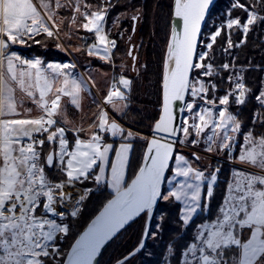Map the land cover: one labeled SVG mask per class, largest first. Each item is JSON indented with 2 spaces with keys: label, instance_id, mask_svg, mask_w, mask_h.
Returning a JSON list of instances; mask_svg holds the SVG:
<instances>
[{
  "label": "snow or ice",
  "instance_id": "1",
  "mask_svg": "<svg viewBox=\"0 0 264 264\" xmlns=\"http://www.w3.org/2000/svg\"><path fill=\"white\" fill-rule=\"evenodd\" d=\"M212 3L213 0H174L173 16L182 21V30L173 28L167 44L162 111L153 128L154 133H162L165 138L154 136L148 140L143 162L128 183L126 169L132 142L140 134L131 130L125 132L122 125L110 121L104 105H111L114 111L122 113L128 106L126 93H130L132 81L124 75L112 78L103 104L98 105V123L94 121L90 125L95 130L87 140L77 135L71 145L66 137L69 129L55 126L57 122L53 117L60 108L62 96L70 98V103L79 107L80 93L87 90L88 82L75 74L74 64H45L40 58L22 59L10 51L11 45L26 44L41 32L53 37L52 28L56 25H48L33 0H0V264H48V261L52 264H94L106 242L135 217L141 214L151 217L154 206L161 200L167 202L174 198L182 204L179 219L185 226L195 214L208 208L209 204L202 202V187H207L203 199L210 200L219 169L194 168L189 159L175 150L189 143L193 146L203 143L208 152L229 150L231 155L242 125L229 110L230 98L234 97L238 106L245 103L250 92L244 82L246 69L238 67L235 58L233 63L225 62L219 66L208 61L224 29L229 33L238 29L244 37L234 44L229 34L227 47L223 50L230 53L233 47L245 42L255 26L264 24V14H260L264 12V0H253L255 10L234 4L233 7L247 12L246 20L242 23L239 18L228 19L223 28L210 34L205 50L198 51L201 24ZM39 7L49 9L50 5L40 0ZM56 7L64 5L56 0ZM110 8L108 0H102V6L97 10L82 14L83 29L95 35V43L88 46L87 54L97 56L105 63L112 60L113 50L117 47V41L109 38L105 27ZM74 11L80 12V8L77 6ZM51 19L52 15H47V20ZM139 19V13L131 17L133 33ZM72 20L75 22V16ZM128 39L130 41L131 36ZM134 47H129L128 55L133 60L132 70L138 71L137 58L132 55ZM193 72L197 73L194 77ZM222 72L228 73L226 81L231 87L223 96L217 97L218 85L213 78L224 79ZM58 80L61 84L55 88V98L49 103L46 97ZM8 81L15 82L25 91L43 115L4 118L20 115ZM255 99L264 107V91H260ZM174 102H178L175 111ZM257 123L264 126V113L256 114L253 124ZM74 131L78 133L83 129ZM105 134L119 138V147L114 149L112 143L106 142ZM46 141L56 148L42 156ZM112 151L115 158L110 160ZM173 157L174 167H171L170 177H166ZM193 157L199 159L196 153ZM239 158L258 171L250 175L238 173L234 177L214 219L196 225L193 241L183 250L180 264H264V133L259 137L251 129L245 133ZM46 169H54L62 178L51 179ZM88 180H94L97 186L106 185L114 195L71 245L66 259L61 261L59 257L65 254L61 252L58 240H63L70 232L66 218L80 214L83 202L92 191L84 189L76 196L65 189L76 188L77 184ZM165 180L172 188L162 192ZM245 231L250 232V238L243 242ZM143 246L142 240L129 255H135ZM168 251H172L171 245ZM128 258L124 257L117 264H126Z\"/></svg>",
  "mask_w": 264,
  "mask_h": 264
},
{
  "label": "rangeland",
  "instance_id": "2",
  "mask_svg": "<svg viewBox=\"0 0 264 264\" xmlns=\"http://www.w3.org/2000/svg\"><path fill=\"white\" fill-rule=\"evenodd\" d=\"M117 1L118 0H113V1L108 0V3L111 4V8L109 10H111L117 5L125 4L127 1H131V0H127L122 3L121 2L118 3ZM164 1L165 0H159L161 5L164 4ZM244 1L245 2L242 3L238 0H224L223 4L217 6L218 8L217 12L211 14L209 12L205 20V23L203 25L202 31L200 33L199 42H198V51L205 50L204 45L206 42H209L208 38L210 34L214 33L217 28H223L228 19L239 18L242 23L246 20L247 12L243 8L233 7L234 4L239 3L244 5L246 8H248V10H255L253 6V0H244ZM101 5H102V1H101ZM171 8H172V0H171ZM161 9L159 7L158 11L152 15L151 24L147 25V31L149 30L151 34L150 39L149 38L146 39L142 36L143 30H145L144 26H146L148 20L146 19L144 20L142 9L139 6H134V7L129 6L126 11L115 13L111 17V19L107 21L108 27L106 30L108 33H111L114 36L115 40L117 41V47L113 50L112 53L113 56H117L118 58V60L114 63L116 65H113V69H114L113 76L119 77L120 75H124L126 78H129L132 81L131 91L130 93H126V95H128V101H127L128 111L125 120H126V124H128L131 128L135 129L136 131H139L140 136L143 137L142 140L144 141V143L141 151V157L143 153L144 144L149 136L153 124V123L150 124V128H148L149 121L152 120V117L155 114L158 116L160 109L163 63L167 50V44L170 38L171 10L169 12L170 14L168 18L165 19L164 15H162L161 13ZM138 13L140 19L137 21L135 26V32L133 33L132 31L133 22L131 20V17L133 15H137ZM260 14H264V13H260ZM117 18H118V22H117ZM229 34L234 44L238 43L241 39L244 38L242 32L238 29L232 30L230 33L229 30L224 29V31H222L221 36L217 38V41L213 46V50L211 53L212 58L208 62L214 64L219 53H222L225 56H231L232 51L235 47H233L230 50V53H225L223 50L224 48L227 47L226 41L229 37ZM129 36H131L130 41L128 39ZM130 45L135 46L132 50V55L133 54L136 55L137 58L136 68L138 69V71L132 70L133 60L132 57L128 55ZM157 72L158 75H160V82H159L160 92L157 91V88L155 87L157 86V82H158L156 79ZM196 75H197L196 72L192 73L193 77ZM145 76L147 78L148 77L151 78H149V80L145 82ZM215 78L216 77H214L213 79L216 82ZM230 87L231 85L228 88H226L224 93L222 94L218 93L219 90L218 89L216 92V96L217 97L223 96L226 93V91L230 89ZM260 89H261L260 91H264V69H263V75L261 76V80H260ZM248 96L249 93L246 95L245 100L248 98ZM187 99H191V97H187ZM209 99H211V92L209 93ZM230 100L231 103L229 105V110L237 117L238 110L236 109L234 111L231 108V105H236L234 102V97L230 98ZM256 103L257 105H259L257 101ZM258 112L261 113L259 109L256 110L252 120L250 121V126H243L242 122L239 121V119L237 118L242 125V130L241 133L237 134V141L236 144L233 145L231 149V155H229V150H225L223 152L219 150L208 152L205 150L206 145H204L203 143H200L196 146H193L189 143L188 145L177 148L175 151L182 153L187 159H189L192 162V166L194 168H199L200 170H206V171H215L216 169H219V172L217 174V181L224 178L223 172L225 171V175H227L226 177L227 187L224 195L225 197L227 195L228 185L234 182V177L238 173L241 175H250L258 171V169H255L251 164L247 162H243L239 158L241 146L243 145V135L247 133L250 129L253 132L260 129L261 126L260 124L258 123L255 125L253 124V119ZM139 122H141L140 124H143L144 127L141 128L135 127L136 124ZM262 133H264L263 129L261 130V133H259V135ZM255 135L259 137V135L257 134ZM192 138L195 139L194 136ZM193 153H196L199 156V159L193 157ZM42 156H45L43 152H42ZM224 167L226 168V170L223 169ZM48 170L49 169H46V171ZM85 189H89V188H85ZM206 190L207 187L205 185L204 194L206 193ZM65 191H67V189H65ZM167 191L168 188L164 189V192ZM90 198H88V200L95 201V203L100 201L98 197L97 198L93 197L91 199ZM68 218L70 217L66 218L67 222L70 224L69 235L63 240H58L60 250L63 254L65 253V251H67L66 250L67 248H65V246L69 245V243L72 242L71 240L74 237L76 229H78V227L81 225L79 224V222H82L81 220L78 223H75L69 221ZM160 220H161L160 214H157L154 217L152 228H157ZM127 233H123L119 235V237L114 241V243L107 250V252H105L102 261L103 264H108L110 257L113 256L112 250L117 249V245L123 239L129 236V233L128 234ZM249 234L250 232L248 231H245L243 233L242 235L243 242L248 238ZM153 236H154V232L149 231V236L147 237L152 238ZM145 245H146V241H145ZM145 245L143 249L145 248ZM143 253L149 254V250L145 249ZM171 254L172 251L169 252L167 249L160 264H169V256ZM64 256L65 255H61L59 259L62 261L64 259ZM182 258L183 256L181 254L180 261L182 260ZM118 259L114 260L112 264H114ZM48 264H52V262L48 261Z\"/></svg>",
  "mask_w": 264,
  "mask_h": 264
},
{
  "label": "trees",
  "instance_id": "3",
  "mask_svg": "<svg viewBox=\"0 0 264 264\" xmlns=\"http://www.w3.org/2000/svg\"><path fill=\"white\" fill-rule=\"evenodd\" d=\"M94 1V0H92ZM99 1V0H98ZM113 1V0H112ZM127 0H118L117 2H125ZM242 3H244V0H238ZM224 0H216L214 5L212 6L210 10L211 13L217 12L220 4H223ZM129 6H139L142 9V14L144 16V20H148V23H146V26H144L142 36L144 38H151V34L149 30L147 31V25L151 24L152 15L155 14L159 7L161 9L162 15H164L165 19L168 18L169 12L171 10V0H165L164 4L161 5L159 0H131L127 1L125 4H120L112 8L108 11L107 15V21L111 19V17L118 12H124L128 9ZM264 13V12H261ZM264 24H260L258 26H255L253 30L249 32L247 35L245 42L241 44L239 47H235L232 51L231 56H225L222 53L218 54V57L214 63L217 66L222 65L224 62L234 63L238 67H243L246 69L244 72V82L246 84V87L250 89L249 96L245 100V103L242 105H231L232 110H238L237 112V118L239 121L242 122L243 126H250V121L252 120L256 110H260L261 113H264V107H261L257 105L254 97L258 94L260 89V80L261 76L263 75V69H264ZM192 75V73H191ZM228 76L227 72H222V77L224 79H221V77H216V83L218 85V93L222 94L224 93L225 89L230 86V84L227 83L226 78ZM151 77L145 76V82L149 80ZM157 79V91H159V82H160V75H156ZM160 92V91H159ZM158 92V93H159ZM128 111V110H127ZM126 111V116H127ZM124 117V121L126 122ZM157 115L155 114L152 117V120L149 121L150 124L153 123V121L156 119ZM141 122L137 123L135 127L141 128L144 127L143 124H140ZM264 130L263 126H260V129L257 131H254L255 134L259 135L261 133V130ZM143 142H139L136 144V147L134 148V151L132 153L130 163H129V170H128V180L133 176L135 171L137 170L140 161H141V151L143 147ZM46 150V149H45ZM140 158V159H139ZM226 170V168H223ZM51 171H54L51 173ZM224 173V178L220 179L216 182V185L214 186V194L210 198V200L205 201L203 199L204 197V190L202 194V202H207L209 204L208 208L202 209L197 214H195L194 219L190 222L188 226H185L182 224V222L179 219L180 216V205L177 201L174 199H169L167 202L165 201H159L152 220L150 224V232H154V236L151 238L147 237L146 239V245L145 248L138 251L135 255L131 256L127 259L126 264H160L162 262L163 256L166 252V250L169 248V246H172V254L169 256V264H180V257L185 249L186 245L193 241L194 232L196 225L204 222V221H212L214 217L216 216V211L219 207V205L222 203V198L225 195L226 187H227V180ZM48 174L51 178L54 179H60L62 178L61 175L56 172L54 169H49ZM84 188L92 189L90 195L88 198H97L100 200L99 202L90 201L88 198L83 202V205L81 207L80 214L75 218H68L69 221L78 223L82 220V222H79L81 224L78 229H76L74 237L71 241L75 238L77 233L83 228V226L90 220V218L97 212V210L102 206V204L111 196L108 191L105 189L103 185L97 186L94 182V180H88L85 181L82 184H78ZM164 192V189H163ZM90 198V199H91ZM160 214L163 215V219L160 220L157 228L153 227V220L154 217ZM145 219L146 214H141L139 217L134 219L131 223H129L124 229L121 230V232L106 246V248L103 250L98 264H103V256L105 252L111 247V245L114 243V241L119 237V235L123 233H129V236L123 239L118 245L117 249L112 250L113 256L110 257V260L108 264H112L114 260L118 259L119 257L127 254L132 249L136 247V245L140 242L142 233L145 226ZM72 228V227H71ZM127 233V234H128ZM125 234V235H127ZM149 236V233H148ZM71 242L69 243V245ZM69 245L65 246V248L68 249ZM66 249V250H67ZM145 249L149 250V254H144L143 252ZM144 250V251H143ZM66 253V251H65ZM64 253V254H65ZM115 257V258H114Z\"/></svg>",
  "mask_w": 264,
  "mask_h": 264
},
{
  "label": "crops",
  "instance_id": "4",
  "mask_svg": "<svg viewBox=\"0 0 264 264\" xmlns=\"http://www.w3.org/2000/svg\"><path fill=\"white\" fill-rule=\"evenodd\" d=\"M44 2L50 5L49 9L40 8V0H33V3L37 5L38 10L42 15H44L48 25L50 27L53 24L56 25L55 28H52V31L55 33L54 36L49 38L45 33L41 32V34L35 36L33 40H28L26 44L11 45L9 50L19 54L21 58H40L45 64L49 62L74 64L76 66L74 70L75 74L78 76H83L84 80L88 82L87 90L80 93L79 107L72 105L70 103V98L62 96L60 108L58 109L57 114L53 117V119L57 122L55 126L69 129V131L66 132V137L70 141V144L74 145L77 135L79 138L87 140L90 137L91 132L95 130L90 128V125H92L94 121L98 123L97 115L100 110L98 105L103 104L102 100H104V97L107 94L111 83V78L114 75L113 65H116L114 63L118 60V58L117 56L112 55V60L109 63H105L97 56H89L87 54L88 46L95 43V35L83 29L82 24L85 21L82 14L84 12L90 13L91 11H95L101 7L102 5L100 0H80L79 4H77V0H59V2L64 5L62 8L56 7V0H44ZM85 5H88V7L86 8ZM77 6L80 8V12L74 11ZM49 14L52 15L51 20H47V15ZM73 16H75V22L72 20ZM105 27L106 29L108 27L107 18ZM35 41H39V43H36ZM8 84L13 89V97L17 105V112L20 113V115L4 118H37L43 115L42 110L37 106V104L34 103L33 100L27 96L26 92L21 90V88L18 87L15 82L8 81ZM60 84V80L56 81L52 91L46 97L49 103L55 98V88L59 87ZM36 98L38 99V93H36ZM127 108L121 113L114 111L111 105H104V109L109 114L110 121L115 120L117 123L122 125L125 129V132L131 130L133 133L140 134L139 131L131 128L124 121ZM74 129H83V131L77 133L74 131ZM44 138L46 140V137ZM105 140L108 143H112L114 149L118 148L119 144L121 143L119 138H112L107 134H105ZM139 142H143L141 136H137L132 142L133 149L130 153V159L136 144ZM55 148L56 145L49 144L46 141L43 145L42 152L46 156ZM114 158L115 152L112 151L110 152V160ZM171 166L174 167V157ZM108 167H110V165L106 166V171ZM128 170L129 165L126 169L127 181ZM53 172L54 171H51V173ZM170 175L171 167L168 171L167 177H170ZM51 179L57 180L54 178ZM103 186L110 195L113 193V191L106 185ZM166 188H168V190L172 188V185L167 183V180L165 182L164 189ZM66 189L67 192H71L78 196L85 188L77 184L76 188ZM203 190L204 187H202V194ZM178 203L180 205L181 212L182 204L180 202ZM248 238H250V234ZM246 240L244 242H246Z\"/></svg>",
  "mask_w": 264,
  "mask_h": 264
},
{
  "label": "water",
  "instance_id": "5",
  "mask_svg": "<svg viewBox=\"0 0 264 264\" xmlns=\"http://www.w3.org/2000/svg\"><path fill=\"white\" fill-rule=\"evenodd\" d=\"M215 2H216V0H213V3L210 5V8H209L208 12L206 13V18H207L208 14H209V12H210V10H211V8H212V6L214 5ZM173 4H174V0H172V8H171L170 38H171V35H172L173 28H175L177 31H181V30H182V21L177 20V19L174 18V16H173ZM204 23H205V21L202 22V24H201V31H202V28H203ZM199 37H200V35L198 36V42H199ZM170 38H169V39H170ZM130 46H132V45H130ZM133 56L136 57L135 54H133ZM186 98H187V97H186ZM175 103H178V102H174V111H175ZM161 111H162V88H161V103H160V109H159L158 116H157V118L154 120V122H153V124H152V127H151V130H150V133H149V136H148V138H147V140H146V142H145V144H144V148H143V153H142V157H141L140 164H139L137 170L135 171V173L133 174V176L127 181L128 183H130L131 180L134 179L136 172L138 171L140 165H141L142 162H143V155H144V153H145L146 150H147V142H148V140H150V139L153 138L154 136H156L157 138H160V139L165 138V137H164V134H162V133L157 134V133H154V132H153L154 125H155L156 121L159 119V116H160V114H161ZM168 139H171V138H168ZM171 163H172V161H170V166H171ZM167 176H168V172L166 173V177H167ZM165 182H166V180H165ZM165 182H163V183H162V186H161L162 192H163V189H164V186H165ZM113 195H114V193L111 194V196H110V197H109V198H108V199L102 204V206L97 210V212H96V213L90 218V220H89V221L83 226V228L77 233V235L75 236V238L73 239V241H72L71 244L69 245V247H68L66 253H67L68 251H70V249H71V245L75 242V240L79 237V235H80V234H81V233L87 228L88 224L91 223V221L95 218V216L99 214V212L103 209V206L107 203L108 200H110V199L113 197ZM157 204H158V203H157ZM156 206H157V205L154 206L153 214H154V211H155ZM138 217H139V216H138ZM152 217H153V215H152L151 217H149V216L146 214L145 226H144V230H143L142 237H141V240H140L139 244H138L134 249H132L130 252H128L126 255H124V256H122L121 258H119L114 264H117V262H118L119 260H122L124 257H129V258H130L131 256H133V255L130 256L129 254L132 253V252H134V251L140 246V243H141L142 240H143L144 245H145V241H146L147 236H148V234L145 235V232L147 231V233H149V227H150V224H151ZM136 218H137V217H135L134 219H136ZM134 219H133V220H134ZM133 220H132V221H133ZM132 221H130L129 223H131ZM129 223H128V224H129ZM128 224H127V225H128ZM127 225H126V226H127ZM126 226H125V227H126ZM125 227H124V228H125ZM124 228H123V229H124ZM120 232H121V230H120ZM120 232H119V233H120ZM119 233H118V234H119ZM118 234H117V235H118ZM117 235H116V236H117ZM116 236H115V237H116ZM115 237H114V238H115ZM114 238H113V239H114ZM113 239H112V240H113ZM112 240H110L109 242H106V244L102 247L101 252L98 254V256H97L96 261L94 262V264H98L99 259H100V256H101L103 250L106 248V246H107ZM143 247H144V246H143ZM143 247H142V248H143ZM142 248H140V250H141ZM140 250H139V251H140ZM66 253H65V256H64V259H63V260L66 259ZM136 253H137V252H135V254H136Z\"/></svg>",
  "mask_w": 264,
  "mask_h": 264
},
{
  "label": "built area",
  "instance_id": "6",
  "mask_svg": "<svg viewBox=\"0 0 264 264\" xmlns=\"http://www.w3.org/2000/svg\"><path fill=\"white\" fill-rule=\"evenodd\" d=\"M101 1H102V0H101ZM109 38H110V39H115L114 36L111 35V34H109ZM23 58H26V57H23ZM23 58H22V59H23ZM113 77H114V76H113ZM113 77H112V78H113ZM115 77H116V76H115ZM112 78H111V83H112ZM116 78L118 79V77H116ZM111 83H110V85H111ZM109 87H110V86H109ZM102 103H103V102H102ZM214 157H215V156H214Z\"/></svg>",
  "mask_w": 264,
  "mask_h": 264
}]
</instances>
